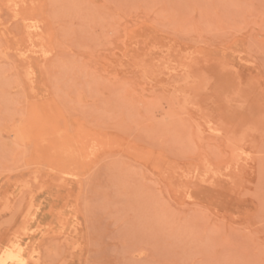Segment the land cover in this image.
Listing matches in <instances>:
<instances>
[{
	"label": "rangeland",
	"instance_id": "1",
	"mask_svg": "<svg viewBox=\"0 0 264 264\" xmlns=\"http://www.w3.org/2000/svg\"><path fill=\"white\" fill-rule=\"evenodd\" d=\"M14 242L26 264H264V0H0Z\"/></svg>",
	"mask_w": 264,
	"mask_h": 264
},
{
	"label": "bare ground",
	"instance_id": "2",
	"mask_svg": "<svg viewBox=\"0 0 264 264\" xmlns=\"http://www.w3.org/2000/svg\"><path fill=\"white\" fill-rule=\"evenodd\" d=\"M21 246L23 245L21 244ZM0 256V264H26V258H24L23 254L21 253V249L16 245L15 242L10 244L5 249L3 248L2 255Z\"/></svg>",
	"mask_w": 264,
	"mask_h": 264
}]
</instances>
